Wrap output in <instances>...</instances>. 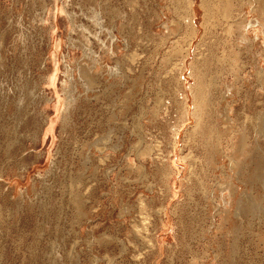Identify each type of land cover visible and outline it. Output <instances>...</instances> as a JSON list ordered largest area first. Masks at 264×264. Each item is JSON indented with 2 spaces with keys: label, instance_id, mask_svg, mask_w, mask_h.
<instances>
[{
  "label": "rangeland",
  "instance_id": "obj_1",
  "mask_svg": "<svg viewBox=\"0 0 264 264\" xmlns=\"http://www.w3.org/2000/svg\"><path fill=\"white\" fill-rule=\"evenodd\" d=\"M191 1L0 0V264H264V0Z\"/></svg>",
  "mask_w": 264,
  "mask_h": 264
},
{
  "label": "bare ground",
  "instance_id": "obj_2",
  "mask_svg": "<svg viewBox=\"0 0 264 264\" xmlns=\"http://www.w3.org/2000/svg\"><path fill=\"white\" fill-rule=\"evenodd\" d=\"M190 3H189V5H190V9H192L193 7V2L191 1V0H188ZM229 1V0H228ZM228 1L226 2V4L227 5H225L226 7H225V9H224V12H225V15H228L229 13H230V11H231V7L232 6H230L229 4L230 3H228ZM251 1V0H250ZM219 2V1H218ZM244 2V1H243ZM254 2V1H253ZM252 2V3H253ZM263 2V1H262ZM264 3V2H263ZM188 5V6H189ZM251 6V5H250ZM264 6V5H263ZM192 7V8H191ZM253 7V9H254V6H252ZM251 7V8H252ZM214 8V7H213ZM189 9V10H190ZM213 10V9H212ZM256 10L257 9H255V13H256V15H257V12H256ZM263 10H264V7H262V8H260V9H258V13H260L261 14V12L263 13ZM194 11H196V10H194ZM210 11V10H209ZM233 11H231V13H232ZM189 15H190V13H188ZM195 15H197V14H195ZM224 15V14H223ZM255 15V14H254ZM263 15V14H262ZM257 17H258V15H257ZM186 18H188V20L186 21L187 23H189L192 27H193V31H194V33L197 31V29H196V20H195V18L194 17H186ZM253 18H255V17H253ZM101 19V17H100V15H99V13H98V15L96 14L95 15V20H100ZM263 21H261L260 20V18H255V19H251V20H248V18H245L244 17V19L242 20V21H240V23H239V41L240 42H251V43H255L259 38H261L260 37V35H262V34H264V18L262 19ZM210 22V21H209ZM99 24H100V26L102 27V22H99ZM167 24V23H166ZM188 24V25H189ZM167 26V25H166ZM168 28V27H167ZM238 28L236 27V29L238 30ZM188 32V31H187ZM196 36V35H195ZM98 37H99V35H98ZM112 37H114V36H112ZM87 41V40H86ZM246 42V43H247ZM245 43V44H246ZM241 44V43H240ZM244 44V45H245ZM178 45V44H177ZM190 45V44H189ZM242 45V44H241ZM247 45V44H246ZM104 47L106 48L105 49V51H108L109 52V50H113L112 49V47L109 45V44H106V43H104ZM103 47V48H104ZM247 47V46H246ZM224 56V55H223ZM224 58V57H223ZM106 60V59H105ZM91 63H92V66L91 67H94V66H96L97 64H99V63H101V61H100V59H99V57H93V58H91ZM177 63V62H176ZM87 65V64H86ZM90 65H87V66H85L84 68H82L80 71L82 72V75L83 74H85L84 76L86 77H90V75H89V67ZM97 67V66H96ZM111 70V69H110ZM113 70V69H112ZM114 71V70H113ZM204 74H202L201 72H200V74H198L197 76H196V78H197V82H196V84L193 86V92H194V95H195V110H194V114L197 116V117H199L200 116V112L201 111H203L204 109H205V106H208V103H209V97H210V95H211V91H210V89H209V85H207L206 83H205V81H204V79H203V76ZM86 77V78H87ZM88 79V81H91L92 82V78L90 77V78H87ZM214 79V80H213ZM216 80H215V77H212V79H211V84L210 85H212V86H214V85H216L214 82H215ZM90 84V83H89ZM208 88V90H206ZM231 91V90H230ZM227 93V92H226ZM225 93V94H226ZM226 97V96H225ZM207 108V107H206ZM264 117V116H263ZM200 118V117H199ZM264 120V119H263ZM260 121V120H259ZM264 122V121H263ZM201 124V123H200ZM262 127H263V125H262ZM260 128H261V126H260ZM264 128V127H263ZM218 132V131H217ZM218 135V134H217ZM213 136V135H212ZM214 140V139H213ZM241 141V140H240ZM206 143H207V145H208V149H209V152H210V154L212 155V156H215V153L213 154V152H214V150H215V152H216V150H217V146H218V144L217 143H215L214 141L212 142L210 139H207L206 140ZM240 144V143H239ZM237 149H239V150H241V152H242V149H243V147L240 145V146H238L237 145ZM239 153H240V151H238ZM217 153V152H216ZM222 154V153H221ZM219 155V154H218ZM235 155V154H234ZM234 157V156H233ZM232 158V157H231ZM243 158V157H242ZM230 161H231V165H233V163H234V159H230ZM237 161V160H236ZM239 161V160H238ZM241 163H242V161H241ZM236 167V166H235ZM243 167V166H242ZM241 171V170H240ZM224 173V172H223ZM246 173V172H245ZM236 174V173H235ZM238 174H239V172H238ZM243 175V174H242ZM225 180V179H224ZM221 184V183H220ZM227 184V183H226ZM219 187H221V189H220V193H219V197H220V199H221V206L224 208V210L225 211H227L229 208H230V206H229V208H228V205L230 204L231 205V203L233 202L232 201V199L234 198L233 196H234V192L232 191V189L230 188V187H227V185H224V184H222V186H220L219 185ZM237 188V187H236ZM235 188V189H236ZM235 189H234V191H235ZM229 190V191H228ZM238 190V189H237ZM211 195V194H210ZM233 195V196H232ZM239 203H240V199H239ZM258 204V203H257ZM218 205V204H217ZM259 205V204H258ZM217 207V206H216ZM232 207V206H231ZM240 209H242L241 208V206H240ZM232 210V209H231ZM223 212V211H222ZM221 212V213H222ZM229 212H230V210H229ZM229 214V213H228ZM153 245L155 246V244L153 243Z\"/></svg>",
  "mask_w": 264,
  "mask_h": 264
}]
</instances>
